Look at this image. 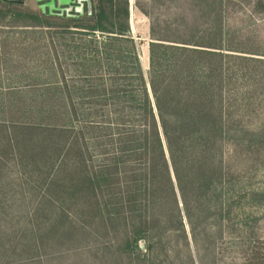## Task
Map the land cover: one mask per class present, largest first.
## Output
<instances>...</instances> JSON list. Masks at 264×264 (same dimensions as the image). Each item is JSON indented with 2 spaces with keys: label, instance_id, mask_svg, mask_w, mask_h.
<instances>
[{
  "label": "trees",
  "instance_id": "trees-1",
  "mask_svg": "<svg viewBox=\"0 0 264 264\" xmlns=\"http://www.w3.org/2000/svg\"><path fill=\"white\" fill-rule=\"evenodd\" d=\"M89 1L68 18L80 29L76 75L38 91L47 104L23 111L33 119L16 109L0 120V264L91 250L105 264H163L174 249L171 264H264L250 241L232 238L234 253L218 244L233 204L224 143L248 135L235 106L252 80L264 84V50L233 9L244 2L264 20V0H149L147 71L129 1ZM30 18L25 27H58Z\"/></svg>",
  "mask_w": 264,
  "mask_h": 264
},
{
  "label": "rangeland",
  "instance_id": "rangeland-1",
  "mask_svg": "<svg viewBox=\"0 0 264 264\" xmlns=\"http://www.w3.org/2000/svg\"><path fill=\"white\" fill-rule=\"evenodd\" d=\"M6 1H11L12 4L0 2V120L16 118L17 116H12L13 110L16 109H22L18 115L24 118L23 111H28L26 108L46 105L47 101L39 98L38 91L45 87H57L55 82H61V73L65 80L76 75L77 72L72 64L78 59L74 56L76 53L82 54L80 49L74 48L80 44L77 35L80 29L72 28L76 22L70 23L68 18L57 15L47 16L45 9L42 14L34 0H22L21 5L14 3L16 0ZM128 1L130 36L137 45L142 68L147 71L148 46L151 42L150 18L144 11L148 8L149 0ZM156 9L162 13L174 10L173 5L162 6V8L156 6ZM233 10L235 14L232 23L237 29L247 20L249 21L251 28L249 29L251 31L249 47L251 44L254 49L264 50L262 46L264 43H260L264 42V20L252 14L250 7L244 2L236 4ZM80 15L83 18V11ZM32 16L58 27H25L24 25L33 23L34 20L30 18ZM68 23H70L69 29L62 27ZM103 37L95 33L97 41H102ZM250 87V91L245 93V106H242L240 102L235 106L234 114L235 119L238 114L241 128L248 131V135L243 136V132L233 135L234 137L226 141L223 147V164L228 191L226 197L227 199L230 197V201H233L230 226L224 229L223 236L218 242L220 247H224L223 253L237 252L234 246L229 248L228 243L232 241V238H238L245 243L250 241L264 252V139H258L261 131L259 128L264 126V84L259 86L257 80H252ZM252 193L259 196L252 201L249 197H242ZM139 248L144 247L140 245ZM174 251L176 249L172 250V255H169L167 262L163 264H171L176 257ZM177 256L179 257V254ZM95 257L94 250H91L85 251L82 257L77 255H71L67 259L55 257L47 259L42 264H105L104 261H98ZM161 257L163 259L162 255ZM225 263L228 264L231 261L227 260Z\"/></svg>",
  "mask_w": 264,
  "mask_h": 264
},
{
  "label": "flooded vegetation",
  "instance_id": "flooded-vegetation-1",
  "mask_svg": "<svg viewBox=\"0 0 264 264\" xmlns=\"http://www.w3.org/2000/svg\"><path fill=\"white\" fill-rule=\"evenodd\" d=\"M0 2L5 3L7 5L12 4L11 1L6 0H0ZM33 2L37 3L38 7L45 6V15H57L61 18H73L76 15L81 17L82 15L80 14L82 13V11L84 14L88 12L87 6L88 2L90 3L89 0H34ZM14 3L21 5L23 1L16 0L14 1ZM41 13L43 14V11H41Z\"/></svg>",
  "mask_w": 264,
  "mask_h": 264
},
{
  "label": "water",
  "instance_id": "water-1",
  "mask_svg": "<svg viewBox=\"0 0 264 264\" xmlns=\"http://www.w3.org/2000/svg\"><path fill=\"white\" fill-rule=\"evenodd\" d=\"M38 8H39L41 11H43L44 8H45V6H39ZM90 8H91V5H90V3L88 2V6H87L88 13H90ZM50 10H51V9H50Z\"/></svg>",
  "mask_w": 264,
  "mask_h": 264
}]
</instances>
